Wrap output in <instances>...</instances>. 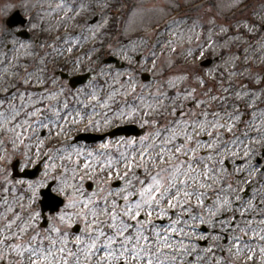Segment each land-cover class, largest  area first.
Here are the masks:
<instances>
[{
  "label": "rangeland",
  "instance_id": "rangeland-1",
  "mask_svg": "<svg viewBox=\"0 0 264 264\" xmlns=\"http://www.w3.org/2000/svg\"><path fill=\"white\" fill-rule=\"evenodd\" d=\"M184 1L186 0H128L132 8H130L127 20L130 19L129 16L134 8L135 21L132 26L140 28L156 18L158 14L160 15L165 8L169 7L170 3H183ZM108 2L109 0H0V30H3V35H0V112H8L11 105L19 107L22 103L26 105L24 111H31L27 105L36 104L40 100L43 103L37 104L39 107L44 106V100L51 102L55 108L67 107L71 102L73 107L69 113L79 112L85 108L84 112L88 114L109 112V109L102 108L100 104L114 90L121 92L124 90L121 89L120 82L114 79L115 71L110 73L109 69L132 73L137 86L136 95L143 99L134 100L128 97L129 104H152L159 107L157 104L159 99L165 106L172 107L173 100L179 95L180 99L176 102L175 109H182L183 112L189 113L195 108V104L191 100L185 101L183 97L195 87L196 97L205 101L203 108L209 112L207 119L213 121V114H218L216 119L225 125L211 138L205 140L200 138L201 135H207V132L197 133V138L205 143L224 144L226 142L228 145V150L223 147L222 151L219 148L217 151L206 152L208 150L203 146L199 150L202 156L211 154V159L206 162L215 169L213 175L216 180L208 182L212 191L206 190V199L211 202L219 197L220 201L232 202V209L235 212V223L232 225L234 233L227 232L229 240L225 243L223 239H216L220 230L219 222L216 223L215 228L211 224H207L209 232L201 231L200 226L197 225L196 233H192L187 227L180 225L179 227H184L187 235L183 237L173 235L170 243L178 248V242L183 239L184 244L192 251V255L180 253L175 264H264V254L260 251L264 247V239H261V236L264 235V171L259 172L258 166L254 163V156L259 154L261 147H264V0H239L238 3L237 0H200L187 7L183 6L178 16L165 18L161 25L162 29L154 30L153 27L148 29L146 26L143 28L145 31L138 33L136 38L126 42L122 41L121 34L118 36L117 33L116 40L112 44L101 45L98 43L97 46H93L94 40L99 39L103 29L108 26L110 14H114L107 7ZM125 2L127 4L126 0ZM122 4L125 9L124 1ZM15 8H18L24 16H29L30 21L26 28L32 32V38L42 33L41 27H43V31H49V37L52 40L49 42V47L45 43L37 42L36 49L30 53L27 48L33 47L32 43L16 38L15 30L6 27L5 17ZM69 9L72 11L69 12ZM95 14L99 15L98 21L88 25L87 21ZM118 16L115 28L117 31L121 26L123 13L119 12ZM128 24L131 25V20L128 21ZM60 29V35L65 37L61 42L57 32ZM71 31H76V34ZM5 39L11 42V47H5ZM46 48L49 51L48 54L51 55L53 65H58L62 58L67 57L66 52L70 55L73 51L72 55L77 56L73 62V71L79 67L91 69L94 73L93 78L75 93H70L67 87L60 85L55 77L48 82L44 80L28 82L20 79L17 72L14 71V57L19 53H21L19 58L36 57L39 52L44 53ZM69 48L72 50L68 51ZM173 48H176L177 51L173 52ZM5 49L7 51L4 55L1 51ZM82 49H85L84 53H81ZM102 50L105 52L110 50L111 54L126 62V67L120 69L114 64L102 63V58L98 57ZM189 50L192 55H188ZM201 51L204 53L203 56L200 55ZM126 55L133 59L131 64L125 58ZM216 55H220L221 60L212 67L202 68L198 65L200 60ZM6 56L9 60L6 65H2L1 58ZM138 56L139 59L136 60L135 58ZM153 61H155V65ZM143 71L154 76V80L146 83L141 82L139 75ZM183 76H187L188 79L185 81L178 79ZM201 78L205 81L204 85L197 82ZM127 80L126 75L119 77V81L124 83L125 88ZM169 80L175 82L174 88L169 87L167 83ZM15 83L20 86L16 87ZM5 89L8 91L6 92ZM169 89L172 90V99L159 96L160 92L169 96L167 93ZM32 90L36 91L35 95L30 94ZM12 95H15L16 99H12ZM93 95L99 97L100 101L93 100ZM29 96L33 98L31 101L27 99ZM212 97H216V99L213 100ZM116 99L117 102H120L125 97L121 95ZM112 107H116V104H112ZM69 113L66 112V114ZM109 114L111 113L109 112ZM229 114H232L231 119H229ZM172 118L181 119L180 116ZM18 119L23 121V115ZM200 119L203 120L204 117L201 116ZM140 123L141 121L138 124L140 125ZM82 126L83 124L79 127L82 128ZM164 126L159 124L161 129ZM229 126L232 127L231 132L227 131ZM17 130L22 131V129ZM152 130L148 128V131ZM191 131L192 129H189V132ZM207 131H213V129L208 127ZM74 132L77 131L73 129L69 133V138L65 135L58 138L55 136L56 139L49 153H55L57 148L63 147L66 140L70 142ZM4 135L6 133H0V137H4ZM40 137L45 142L53 138L52 135H48L47 131L44 136ZM35 140L36 136H33L32 140L27 143L34 144ZM34 151H36L35 147L29 154L32 155ZM16 155H20V152H17L11 159L18 157ZM225 159L226 163H219L220 160ZM96 160L102 161L103 157L97 156ZM96 160H93V164L96 163ZM56 163L60 164L61 161L57 160ZM30 164L27 163V165ZM2 167L3 165H0V169ZM200 167L203 170V164ZM238 170L242 171L238 173ZM96 171H99L98 166ZM90 172L91 170H89ZM82 174L85 176L84 188V182L87 180L93 182V179L89 178L88 173ZM0 179H2V173H0ZM114 179L115 177L112 181ZM10 180H12L11 177ZM99 180L107 182L104 176L99 177ZM245 181L250 183L246 184ZM220 184L223 185L222 188H220ZM95 185L97 187L96 183ZM8 187L10 188L9 195L7 194L5 197L11 196L7 200V203L10 201L9 205L14 208L18 207L20 202L28 203L26 194L22 188H19V185H8ZM84 190L89 194L92 192L85 188ZM246 191L248 192L243 194ZM5 197L2 198L3 206ZM249 201H251V207H249ZM192 203L195 205L196 201L193 199ZM5 208L2 213H5ZM35 208L36 210L34 208L33 210L39 212L38 207L35 206ZM242 211L244 212L243 216L240 215ZM194 214L203 215L205 220H208L207 213L200 212L198 208L195 209ZM232 216V211L225 210L220 219L226 221ZM176 218L171 214L163 220L153 217L154 224L149 226L146 234L155 242L153 227L159 226V230L163 232L164 226ZM75 223L73 220L72 225ZM80 225L82 230L85 226L82 223ZM248 225L251 227L248 228ZM41 229L43 230L42 227ZM212 229L215 232L211 231ZM81 230L77 234L68 236L70 240L68 246L73 251H75V236L81 235ZM242 230L247 231V235L243 236L242 241L239 242L244 251L240 255L229 253L228 248L234 247L237 243L231 239L233 234L242 236ZM210 233L213 234L210 236ZM201 235L209 236V241L206 242L205 239L199 238ZM56 238L53 235L50 239L55 240ZM198 241L201 243L199 244ZM9 243L27 245L30 241L25 236L20 241H9ZM48 244L49 241L46 240L44 247H48ZM160 247L159 244H156L152 251L155 252ZM248 247L255 250L253 260L247 259ZM208 248H211L212 251H207ZM0 250L5 254L7 262L9 249L0 244ZM172 255H177V253L171 249L163 248L159 258L165 261V264H171L170 257ZM12 259H17L15 254H12ZM24 264H29L27 256H25Z\"/></svg>",
  "mask_w": 264,
  "mask_h": 264
},
{
  "label": "snow or ice",
  "instance_id": "snow-or-ice-1",
  "mask_svg": "<svg viewBox=\"0 0 264 264\" xmlns=\"http://www.w3.org/2000/svg\"><path fill=\"white\" fill-rule=\"evenodd\" d=\"M70 11L72 10L69 9ZM0 35H3V30H0ZM5 47H11V42L7 39H5ZM172 51L175 52L177 49L173 48ZM188 55H192L191 50ZM200 55H204L203 51ZM125 58L130 64L133 62L131 57L126 55ZM153 64L155 65V61ZM113 71H115L114 79L120 82L121 89L124 90L123 92L114 90L100 104L102 108L109 109L111 114L75 112L61 117L57 112L55 121L45 122L46 109L37 106L43 103L42 100L37 101L36 104H28L27 107L31 111H24L26 105L22 103L19 107L11 105L8 112H0V133H6L0 139V165H3L0 169L2 173L0 187L7 193L10 191L8 185H19L28 200L27 204L20 202L19 211H16L11 205H7V197L4 198L7 206L5 213H0V244L9 249L7 264H24L25 256L29 264H138V262L144 264L145 261L146 264H165V261L159 258L163 248L177 253L170 257L171 264H175L180 253L192 255V251L184 244L183 239L178 242V248L170 243L173 235L181 237L187 235L184 227L196 233L197 225L211 224L215 228L216 223L219 222L220 230L216 239L227 240V232L234 233L232 225L235 223V212L232 209V202L220 201L219 197L211 202L206 199V190L211 189L208 182L216 180L213 175L215 169L206 162L211 159V154L202 156L199 150L201 146L211 151H217L222 146L228 150V145L226 142L223 145L205 143L197 138V133L203 132H207L208 137L211 138L216 131L225 127L216 119L218 114H213V121L207 119L209 112L203 108L205 101L196 97L194 87L183 99L191 100L195 108L189 113L183 112L182 109L177 112L175 104L180 99L177 95L173 100L172 108L169 109V115L173 117L179 115L181 119H173L161 129L155 116L160 113V109L165 108L163 101L157 100L159 107L152 104H129L128 97L134 100L143 99L136 95L137 86L134 77L131 72L122 73L109 69L110 73ZM125 75L128 77L126 88L124 83L119 81V77ZM178 79L185 81L188 77L183 76ZM197 82L200 85L205 83L202 78ZM167 83L170 88L175 87L173 80ZM5 91L7 92L8 89ZM121 95L125 99L117 102V96ZM159 96L172 99L164 92H160ZM12 99H16V96L12 95ZM27 99L31 101L33 98L29 96ZM212 99L215 100L216 97ZM93 100L99 102L100 98L93 95ZM112 104H116L115 109L112 108ZM22 115L24 120L19 121L18 118ZM201 116L204 117L203 120L200 119ZM231 116L232 114H229V119ZM136 120L141 121V128L153 130L148 131L138 140L124 138L118 140L115 156L110 154L111 141L100 144L94 151L85 152L66 140L65 145L57 148L55 153L41 152L45 147V141L40 137L41 131H47L49 136L54 133L57 138L61 135L68 137L73 129L77 132L89 129L100 131L102 128L112 126L116 121ZM81 124L83 128L79 127ZM208 127L213 131H207ZM189 129L192 131L189 132ZM227 131L231 132L232 127L229 126ZM33 136H36L34 144L27 143ZM33 147L36 149L34 155L37 161L44 164L41 176L35 181L27 182L26 186L23 180H10L11 158L17 152L21 153L26 163L21 164L20 171L24 172L27 163L36 162L29 154ZM121 147L125 150L119 151ZM97 156L103 157V160H96ZM57 160L61 163L57 164ZM93 160H96L95 164ZM219 163L224 164L225 160H220ZM239 171L242 170H238V173ZM82 173H88L89 178L97 184L91 194L83 188L85 176ZM101 176L106 177L107 182H101L99 180ZM113 177L120 181L116 187L111 184ZM245 183L250 182L245 181ZM45 189H50L48 204L53 211H57V215L51 217L47 221L49 226L42 230L38 223L42 213L34 211L33 205L44 195ZM193 199L196 201L195 205L192 203ZM57 203L63 205L58 210ZM251 206L249 201V207ZM197 208L200 212L207 213V221L203 215L194 214ZM225 210L233 212V216L226 221L220 219ZM170 214L177 218L166 224L163 232L159 230V226L153 227L155 236L153 242L146 234L149 226L154 224L153 217L163 220ZM240 215L243 216L244 212H240ZM73 220L85 226L81 230V235L75 236V251L68 246L70 243L68 229L72 227ZM180 225L184 227H179ZM247 227L250 228L251 225ZM52 235L57 238L50 239ZM246 235L247 231L244 230L242 236L233 234L231 239L237 243L234 247H229L228 252L240 255L244 249L239 242ZM25 236L30 241L27 245L9 243V241H20ZM199 238L208 239L204 235ZM261 239H264V235ZM46 240L49 244L45 248ZM156 244L161 247L153 252L152 249ZM207 251L211 252L212 249L208 248ZM260 251L264 254V247ZM12 254H15L16 260L12 259ZM254 256L255 250L248 247L247 259L253 260ZM5 260L6 256L0 250V264Z\"/></svg>",
  "mask_w": 264,
  "mask_h": 264
},
{
  "label": "flooded vegetation",
  "instance_id": "flooded-vegetation-1",
  "mask_svg": "<svg viewBox=\"0 0 264 264\" xmlns=\"http://www.w3.org/2000/svg\"><path fill=\"white\" fill-rule=\"evenodd\" d=\"M42 28L43 27L40 28V30L42 31V33H40V35L34 37V39L32 41L33 47H31V49H28L27 48L28 50H30V53L33 50L36 49L35 45L37 44V42H39L40 44L45 43L47 47L50 46L49 45L50 44L49 42H52L51 38L49 37V31L48 30H47L48 32L47 31H43ZM42 34H44V35H42ZM59 38L61 39V41H63V39H64L61 36H59ZM6 51H7V49L2 50L1 53L5 55L6 54ZM50 51H51V49H50ZM48 53H49V51L47 50V48H46V50H45L44 53H40L39 52L36 57H33L32 56V57H29V58L28 57L19 58V56L21 55V53H19L16 57H14V61H15V63H14V71L17 72V76H19L20 79L27 80L28 82H31V81H34V80H44V81L48 82V81H51L53 79V77H55L59 81V84L60 85H64V87H67V89H68V91L70 93H75L77 90H79L81 87H83V85L78 86V87H75V88H73L72 86L70 87L71 83L69 82V78H70L69 76H73V75H76V74H79V73L84 72V71H81V69H79V68L76 71L71 72V71H73V69H72V66H73L72 62H73V60H71V58L65 60L66 61L65 63H61L57 68H55L53 66V63H52L51 55H49ZM1 59L3 60L2 65H6L7 64V61L9 60L7 56L6 57H2ZM62 72L63 73L64 72L65 73H68L69 76L67 78H65V76L61 74ZM15 86L16 87H19L20 85L18 83H15ZM30 94L31 95H35L36 94V91L35 90H32V92ZM41 107H43V108L46 109V112L44 113V116L47 117V119L45 120V122H47L48 120L57 119V117L55 115L57 112H59L60 113V116L63 117L64 115H66V112L67 111H68V113L71 111L70 109L73 106L56 107L55 108V106H52V103L51 102H47L46 100H44V106L42 105ZM112 108L115 109V107H112ZM162 110L167 111L168 108H163ZM79 112H84V109L83 110H79ZM177 112H179V111H177ZM72 113H75V112L72 111ZM131 123H133V122L132 121H129V122L116 121L107 130L112 129V128H115L116 126L125 125V124H131ZM107 130L98 131V132L99 133H102V132H105ZM147 132H148V128H146V133ZM44 134H45V131H41L40 132V136H44ZM121 138H124V139H137V140L139 139V137L124 136V135H120V136L114 137V138H105L102 143H107L109 141H111V143H112V151L110 153L111 155L115 156L117 154L116 142L118 140H120ZM200 138L202 140H205L206 138H209V137H208V135H201ZM0 139H2V138H0ZM99 145L100 144H85V143H80V146L84 148L82 150H84L85 152H87V151H94V150H96V149L99 148ZM221 145H223V144H221ZM51 146H52V141L49 139L48 142H45V147L41 150V152L42 153L43 152H48L49 153ZM222 148H223V146L220 148V151H222ZM124 150L125 149L123 147H121L119 149V151H124ZM206 152H209V150L206 151ZM34 153H35V151L31 155V157H32V160L33 161H36L35 162V164H36L38 161H37V158L34 155ZM256 158H258V156L255 157V160H256ZM19 159H20L19 160V165L21 167V164L24 163V162H26V161H24L21 153H20ZM45 162H47L46 159H45ZM260 162H261V159L258 162V164H260ZM35 164L32 163V164L28 165L26 168H32ZM41 165H42V169H41L39 175L35 179L28 180L29 182L35 181L36 179H38L41 176V174H42V172L44 170L43 169L44 164L42 163ZM216 167H217V164H216ZM260 168H261V170L264 169V162L262 163V165L260 166ZM18 171L21 172L20 169ZM121 171H123V169H121ZM222 187H223V185L220 184V188H222ZM210 191H212V189H210ZM247 192L248 191L243 192V194H246ZM3 197H4V193H1L0 194V213L3 212V210H4L5 206H6V204L4 206H3V204H1ZM10 197L11 196H8L7 197V200L10 199ZM39 200H40V198H39ZM39 200H38V202L35 205H33V208L36 210L35 206L39 207V212L42 213V218H40V219L41 220H44L47 223V221L49 219H51V217L57 215V212H55V213H49V211L48 212L47 211L46 212H42L41 209H40V202H39ZM7 204H9V203H7ZM18 209H19V207H17V206L14 207V210L19 211ZM48 226L49 225L47 223V227ZM205 229H207V228H205ZM211 231L215 232L214 229H212ZM208 232H209V230H208ZM211 234H213V233H210V236H211ZM207 237H208V239L205 240L206 242H208L209 239H210L209 236H207ZM228 240L229 239L223 240V242L227 243ZM14 242H17V241H14ZM3 264H7V262H3Z\"/></svg>",
  "mask_w": 264,
  "mask_h": 264
},
{
  "label": "water",
  "instance_id": "water-1",
  "mask_svg": "<svg viewBox=\"0 0 264 264\" xmlns=\"http://www.w3.org/2000/svg\"><path fill=\"white\" fill-rule=\"evenodd\" d=\"M96 18L97 17H95L92 21H91V23L92 22H94L95 20H96ZM8 20H10V23H9V25H16V24H18V23H22L23 24V22H24V19H22L21 18V16L19 15V13L17 12V11H15L9 18H8ZM219 58L218 57H216V58H214V59H207V60H204L203 62H201V64H203V65H209V64H212V63H214L215 61H217ZM105 61L106 62H115L117 65H120V66H123L124 64L123 63H120V61L118 60V59H116V58H114V57H112V56H109L108 58H106L105 59ZM141 79L142 80H144V81H149V80H152V77L150 76V75H148V74H146V73H143L142 75H141ZM86 80V78H83V79H81L80 80V82H82V81H85ZM129 128H135V127H133V126H129ZM132 130V129H131ZM48 191V190H47ZM48 195H46L45 196V198L47 197ZM45 200H47V198L45 199Z\"/></svg>",
  "mask_w": 264,
  "mask_h": 264
}]
</instances>
